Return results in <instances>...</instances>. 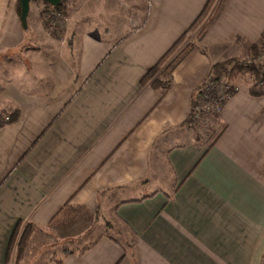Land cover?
Returning <instances> with one entry per match:
<instances>
[{
    "label": "crops",
    "instance_id": "crops-1",
    "mask_svg": "<svg viewBox=\"0 0 264 264\" xmlns=\"http://www.w3.org/2000/svg\"><path fill=\"white\" fill-rule=\"evenodd\" d=\"M45 1L25 30L0 0V110L20 111L0 128V264L20 221L44 264H264V87L236 81L209 141L189 123L212 65L264 39V0H227L165 95L142 79L208 0H64L65 45Z\"/></svg>",
    "mask_w": 264,
    "mask_h": 264
},
{
    "label": "trees",
    "instance_id": "trees-1",
    "mask_svg": "<svg viewBox=\"0 0 264 264\" xmlns=\"http://www.w3.org/2000/svg\"><path fill=\"white\" fill-rule=\"evenodd\" d=\"M226 2L227 0H208L201 13L197 16L189 28L185 30V32L177 39V41L161 57V59L147 71L142 79V84L149 83L151 86L160 89L162 91V95H165L173 85L172 73L174 69L187 56V54L193 48H199L203 52L207 51V48L202 43L195 45L193 42L187 41L188 36L193 32H197V39L200 42L207 30L217 20ZM45 4L46 6L42 13L46 18L47 15H49V22L57 20L61 15L66 16V6L64 0H62L58 6H53L47 1H45ZM262 46H264V42L252 43L250 45V49L252 50L253 54H255L257 51H259V49L262 48ZM258 60L259 59L256 54L249 59L233 57L214 63L211 67L208 77L197 90L196 95L193 97L189 123L193 125V123H196L197 121L194 118L196 106H199L200 104H207L210 99H213L214 102L218 103V96L221 93L220 91L222 89L225 90V86L230 82H234L239 75H244L245 77L252 79L250 81V90L253 94L262 93L261 88L264 87V61L258 62ZM210 79H213L217 86L210 88L208 90L210 98L204 99L202 97L204 95V87L207 85ZM234 83L236 84V81ZM235 92L236 90L233 91L231 95H233ZM227 98L228 97L222 99L223 106L229 99ZM220 112L221 111L217 112L210 110L205 112L202 118L206 119L210 116L217 117ZM19 115L20 111L17 108L11 110H0V128L16 121L19 118ZM36 230V226L32 223L28 222L24 224L22 221L17 223L10 239L6 263L10 262L14 249L16 252V257L21 259L29 245L31 236ZM72 252L73 251L66 249L64 251V255ZM61 261L62 260H59V262Z\"/></svg>",
    "mask_w": 264,
    "mask_h": 264
},
{
    "label": "rangeland",
    "instance_id": "rangeland-1",
    "mask_svg": "<svg viewBox=\"0 0 264 264\" xmlns=\"http://www.w3.org/2000/svg\"><path fill=\"white\" fill-rule=\"evenodd\" d=\"M95 1H99V0H95ZM72 2H77V0H72ZM132 2H133L132 0H125L126 5H127V3H132ZM142 6H143L142 16L144 18L145 14H146L147 7L144 3H142ZM65 11H66V17L68 18V21L61 28V30H57V31L52 30L53 28L51 27V22L48 21L49 15H47L46 22H45V29H46L48 36H51L52 39H54V40L56 39L60 45H65L69 41V38H67L65 36V33H66L65 31H66L67 23L70 22V16H69L68 10L66 9ZM32 15H33V13H31V16ZM58 25H60V24H58ZM187 41L193 42L195 45L202 43V40L199 42L197 39V32L191 33L188 36ZM263 42H264V39L262 41H259L256 43H263ZM251 44L252 43H249L247 47L242 48L241 54L237 58L249 59L250 57L252 58V56L257 54V57L259 59L258 62L264 61V46H262V48L259 49V51H257V53L253 54L252 50L250 49ZM224 52L222 54H224ZM14 60H19L18 61L19 63L21 61L25 62V61H23L21 54L18 55L17 57H15ZM256 62H257V60H256ZM5 63H6L5 54H3L2 57H0V75L2 77L4 76V73H5V70H4L5 69ZM240 80L244 81V83L248 82L250 84V81L252 79L247 78L244 75H239L235 81H240ZM208 119L209 118H206V119L200 118L196 121V123H193V125L195 126V130H196L197 134H200L202 137H204V136L208 137V141H209V138L212 139L215 132H213V129L211 128L212 122L211 121L209 122ZM35 233H36V231L31 236L29 245L26 248L21 259H18L16 257V252L14 249V252H13L14 260H13V262H11V264H44V261H45V259H47V255L49 253L48 252L49 248L47 245L44 246L45 241L44 242H43V240L37 241V235Z\"/></svg>",
    "mask_w": 264,
    "mask_h": 264
},
{
    "label": "built area",
    "instance_id": "built-area-1",
    "mask_svg": "<svg viewBox=\"0 0 264 264\" xmlns=\"http://www.w3.org/2000/svg\"><path fill=\"white\" fill-rule=\"evenodd\" d=\"M67 21H68V18L66 16H63V15L59 16V18L57 20L51 22V27L53 28L52 30L53 31L61 30V28L66 24ZM58 24H60V25H58ZM215 86H217V84L214 83L213 79H210V81L204 87V95L202 97L204 99H209L210 95L208 94V90L210 88H214ZM233 88H234V90H233ZM237 89H238L237 84H235L234 82H230L225 86V90L222 89L220 91L221 93L218 96L219 97L218 103L214 102L213 99H210V101L207 104H200L199 106H196L195 107V113H194L195 120L202 118L204 113L208 112L210 110H214L217 112L221 111L223 108L222 99H224L226 97L230 98L232 96L231 93Z\"/></svg>",
    "mask_w": 264,
    "mask_h": 264
},
{
    "label": "water",
    "instance_id": "water-1",
    "mask_svg": "<svg viewBox=\"0 0 264 264\" xmlns=\"http://www.w3.org/2000/svg\"><path fill=\"white\" fill-rule=\"evenodd\" d=\"M32 0H20L21 3V22L24 29H28V16L30 13ZM53 6H58L62 0H46Z\"/></svg>",
    "mask_w": 264,
    "mask_h": 264
}]
</instances>
